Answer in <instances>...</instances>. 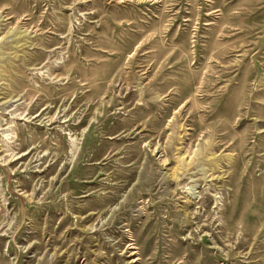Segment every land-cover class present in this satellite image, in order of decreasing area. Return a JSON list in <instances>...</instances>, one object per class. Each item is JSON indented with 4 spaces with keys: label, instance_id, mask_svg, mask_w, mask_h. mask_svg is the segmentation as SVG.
I'll return each mask as SVG.
<instances>
[{
    "label": "rangeland",
    "instance_id": "374dc122",
    "mask_svg": "<svg viewBox=\"0 0 264 264\" xmlns=\"http://www.w3.org/2000/svg\"><path fill=\"white\" fill-rule=\"evenodd\" d=\"M0 264H264V0H0Z\"/></svg>",
    "mask_w": 264,
    "mask_h": 264
}]
</instances>
